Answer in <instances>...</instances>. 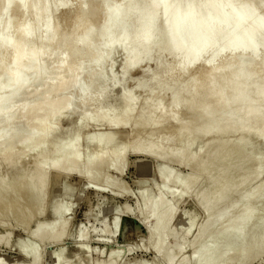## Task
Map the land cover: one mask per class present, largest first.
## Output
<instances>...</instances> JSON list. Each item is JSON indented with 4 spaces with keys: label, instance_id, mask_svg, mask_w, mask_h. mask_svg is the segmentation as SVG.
<instances>
[{
    "label": "bare ground",
    "instance_id": "bare-ground-1",
    "mask_svg": "<svg viewBox=\"0 0 264 264\" xmlns=\"http://www.w3.org/2000/svg\"><path fill=\"white\" fill-rule=\"evenodd\" d=\"M138 1L0 0V158L1 163L7 164L6 174L0 176V199L7 200L4 213L13 212L18 222L28 225L34 216L43 213L41 207L48 181L42 173L47 167L66 175L84 167V177L89 179L102 168L121 170L125 149L131 145L151 157H164L212 175L214 189L198 194L208 219L197 239L218 238L221 250L205 248L197 264L220 262L228 245L232 263L254 252H264V217L254 212V194L227 203V195L256 179L262 168L260 158L264 156L259 145L264 142V2L260 5L259 0ZM13 6H17L20 19L13 18ZM253 16L255 20L250 21ZM131 24L134 28L128 27ZM127 28L129 32L132 29L131 33ZM116 48L128 55V63L123 64L125 74L132 69L137 72L155 52L161 57L168 56L169 61L172 59L164 82L168 79L174 83L163 82L154 96L155 102L146 99L134 119L137 96H133L134 92L131 95L129 89L119 98V110L112 107L101 112L92 110L94 99L99 98L94 89L106 79L104 72H99L103 66L95 71L96 66L105 65ZM3 51L7 53L1 55ZM87 52L92 53L88 65L82 60L68 62L69 56ZM60 72L63 75L58 78ZM71 83V88L65 90ZM75 90L82 101L81 111L75 105ZM163 93L175 98L166 108L161 104ZM22 102H26V107L20 108ZM66 115H76L78 121L72 132L62 138L56 125ZM25 116L30 118L27 126L30 131L22 132L20 121ZM41 118L47 119L44 125ZM6 120L11 121L9 126ZM133 121L125 143L101 148L103 142H111L121 133L117 131L118 134L110 136L94 135L92 142H96L97 148L91 153L88 151L91 146L86 150L76 145L81 130L91 123L117 130L129 127ZM144 133H149L150 142L132 143ZM237 134L238 139L233 140L231 136ZM205 136L220 140L204 154L187 152L195 140ZM203 138L201 141L207 140ZM174 140L182 141L186 153L167 146ZM163 142L167 145L161 148ZM48 148L50 155H46ZM246 164L255 170L237 180L231 178L233 169H243ZM15 168L18 170L15 177H9ZM170 170L167 166L158 170L165 190L153 198L149 210L156 218L159 254L165 249L164 232L173 219L174 209L167 198L182 196L168 184L176 181L185 192L192 184L189 177L173 178ZM261 191L257 200L264 195V184ZM217 214L220 219L213 223ZM65 225L62 220L41 223L31 235L60 238ZM57 226L59 231L55 229ZM239 237L242 241L235 244ZM33 245H23V252L33 255L34 264H38V254L30 251ZM172 252L165 253L167 264H174L177 259ZM184 262L185 259L180 264Z\"/></svg>",
    "mask_w": 264,
    "mask_h": 264
},
{
    "label": "rangeland",
    "instance_id": "rangeland-1",
    "mask_svg": "<svg viewBox=\"0 0 264 264\" xmlns=\"http://www.w3.org/2000/svg\"><path fill=\"white\" fill-rule=\"evenodd\" d=\"M262 2L264 1L259 0L260 5ZM17 9V6L12 7V10H14L13 18L15 20L21 18ZM253 20H255L254 16L250 21ZM131 25L128 27L134 28L133 25ZM129 30L130 28H127L128 32ZM131 31L129 33H131ZM118 32L116 33L118 34ZM6 53V51H3L1 55H5ZM81 54L84 57H82ZM91 54L87 52L72 57L69 56L68 62L76 63L82 60L84 63L87 62L86 65H88L92 58ZM124 55H126V57ZM151 56L153 57H149L150 60L147 58L144 60L141 65L142 68L140 66L137 72L132 69V72L129 73V70L126 71L125 69L127 73L125 74L124 66L128 63V55L123 50L121 51V49L116 48L113 50L112 55L106 60L105 65L98 64L96 66L95 71H99L103 66V69L99 72H104L106 79L104 81L105 83L99 86L97 85V88L94 89L99 98L96 97V99H94L92 110L101 112L111 107L119 110V106H121L119 98L124 92H128L129 90L131 95L134 92L133 96H137V98L135 97L137 99V104L132 119L136 118L138 113L142 110L146 99L149 102H155L157 98L154 96L160 90L158 87L160 85L162 86L166 79L167 72L165 71H167L172 59L170 58L169 61L168 56L163 55L161 57L158 52H155L154 55L151 54ZM151 59L154 61L150 62L152 61ZM146 63L151 65L147 66ZM140 69L142 70L140 71ZM145 70L148 71L147 74L145 73L144 75L143 73L146 72ZM99 72L96 73L99 74ZM62 75L63 72H60L58 78ZM85 78L88 79L87 77ZM184 80L188 81V78L187 80L184 78ZM167 81L168 79L166 82ZM166 82H164V84ZM168 82L171 85L174 83L173 80V83H171V81ZM168 82L166 84H168ZM96 84H98V82H96ZM71 86L72 83L65 87V90L70 89ZM132 89L133 91L131 92ZM43 94H46L45 89L43 90ZM163 94L166 96L162 97L164 99H162L161 104L166 108L170 106L168 104H171L175 98L173 99L171 97L172 95L169 97V94ZM74 95L76 97L74 98L76 100L75 105L77 108L79 107V110L83 109V105L81 104L82 101L81 99L79 100V91L75 90ZM20 106V108L26 107V102H22ZM187 113H185V117H188ZM65 117L66 118H64V116L61 117L58 121L59 123L57 122L58 125H56L60 128V135H64V138L68 135V132L70 133V130L72 132V127H75L78 121L76 115H66ZM168 118H170V116H168ZM46 120V118H41L40 123L44 125ZM10 122V120H6L8 126ZM72 122L75 124L73 125ZM132 123H130L131 125L129 124V127H127L128 125L124 127L125 129L122 127L117 130L109 125H105V127L104 125L99 126L98 123V125H95L96 123H91V125H88L89 128L86 127L81 130V138L77 139L76 145L82 148L84 146L83 149L86 150L91 146V149L94 148L93 150H89L90 148L88 149L91 153L97 148L96 142H92L95 136H110L115 134V132L117 134L118 132L121 133L111 142H103L101 148H106L107 145L112 146L123 142L125 143L129 138L128 136L131 134L134 121ZM20 124L23 125L21 129L19 127L20 131H30L27 129V126L30 124L29 117H23ZM5 135L9 136L7 132ZM238 136L237 134L231 137L235 140ZM202 138L203 137H201V139ZM151 139L149 133H144L139 135V138L133 140L132 143L135 145H144L150 142ZM198 139L195 140L193 145L189 148V151H187L180 140H174L170 145H167V142H163L161 148L167 145L170 149H179L185 153L187 151L204 154L209 147L211 148V146L213 147L218 143L220 137L218 140L215 139V141H213L210 136H205V138H203V140L207 139L206 141ZM32 140H35V138ZM223 141L226 140L224 139ZM255 144L259 145L257 142H255ZM260 146L263 151L259 148V152L264 156V142L261 143L259 147ZM132 147L133 146L129 145L125 149V164L121 167V170L107 171V168H102L97 173H93L94 175L90 176L89 179L84 177V167L69 173V175L59 174L53 167H47L42 173L48 181L41 207L43 213L40 215L37 214L38 216L36 217L34 216L32 222L28 223L26 226L18 222L13 212L4 213L3 206L6 204L7 200L5 198L2 200L0 199V261H5V264H34L33 255L31 256L23 252L22 246L25 244H34L31 246L30 251L38 254V264H167L165 253L171 250L177 258L176 260L174 259V264H180L184 259V264H197V258L205 248L209 249L216 247V249L218 248L221 250V246L217 244V240L220 243V239L218 238H206V236H204L201 239H197L201 227L208 219V213L200 203L198 194H205L214 189L211 180L212 175L210 176L204 172H200L191 165L185 166L164 157H151ZM46 153V155H50V148L46 149ZM51 158H49V160ZM0 159V176L2 177L6 174L7 164L4 162L1 163L2 158ZM30 159L29 157L27 160ZM260 160L262 168L257 178L245 184L241 190L229 193L227 195V203H233L241 200L242 197L254 194V212L264 217V195L260 197V199H256L262 192L261 189L264 184V157H261ZM4 164L6 165L4 166ZM164 166H167V169L173 171V178L184 180L189 177V179L191 178L192 180V184L188 192H185L182 185L176 181L172 180L171 183L168 184L170 187L177 189V193L180 191L178 194L182 196H179V198H167L169 205L174 209L173 219L167 226V229H165V249L159 254L156 250V244L159 241V233L156 230V218L155 216H151L152 214H150L149 210L153 198L165 190V186L159 179L158 172V170ZM252 167L246 164L243 169H233L231 178H236L237 180L240 178L239 176H243L246 172L254 171L255 169H252ZM16 168L19 170L20 167L17 166ZM16 168L14 169L16 172L12 170L9 173V177H15L18 172ZM149 191L150 193H154V195L150 194ZM16 197L17 196H13L14 199ZM222 206L221 204L220 207ZM38 208L39 207L36 208L37 210L35 212L38 211ZM219 219L220 215L217 214L213 223L217 222ZM55 220L66 222V230L62 237L51 238L40 234L37 238H34L31 235V231L36 229L38 224H44L45 222L49 223V221L53 222ZM117 221L120 224L116 223ZM115 225H117L118 228ZM55 229L59 231L60 226H57ZM115 229L118 230L115 231ZM241 238L242 237H239V239L235 241V244H239L242 241ZM226 248L228 251L224 255L223 260L211 264H264V252H262V250H260L261 252H254L255 254L253 253L248 258H243L240 262L232 263L228 258L230 246L228 245ZM193 255L194 257H192Z\"/></svg>",
    "mask_w": 264,
    "mask_h": 264
}]
</instances>
